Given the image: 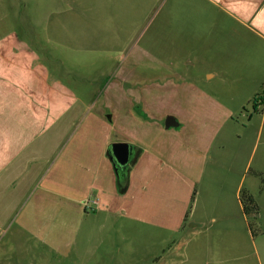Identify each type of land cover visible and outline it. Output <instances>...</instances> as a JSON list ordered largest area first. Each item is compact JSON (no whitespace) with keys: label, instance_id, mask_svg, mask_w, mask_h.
Listing matches in <instances>:
<instances>
[{"label":"rangeland","instance_id":"1","mask_svg":"<svg viewBox=\"0 0 264 264\" xmlns=\"http://www.w3.org/2000/svg\"><path fill=\"white\" fill-rule=\"evenodd\" d=\"M172 3L0 0V43L13 34L16 57H25L27 50L32 65L41 63L40 72L31 67V80L45 74L41 91L56 89L64 96L59 107L46 112L45 107L54 106L51 99L45 103L30 99L25 90L9 112L16 128L5 132L21 134L10 137L26 139L19 155L30 157L18 175L9 176L12 169H0V187H7L0 189V264L74 263L80 234L86 231L85 223L71 213L77 201L74 188L79 192L87 183L86 173L76 170L88 163V156L101 151L99 144L108 135L155 153L157 183L146 180L129 190L122 208L142 221L117 223L101 247L109 256L93 264L169 261V248L190 238V229L170 235L153 225L176 221L183 208L184 224L192 210L200 216L203 194L200 185L191 189L186 184L185 157L198 160L224 152L219 150L224 142L229 148L235 144L241 148L243 143V160L251 156V168L261 161L260 116L253 128L245 129L246 113L232 112L246 103L252 88L243 92V82L221 77L214 28L199 30L214 27L212 20L201 18L198 12L190 14L182 1L174 7ZM170 4L178 10L175 16L168 14ZM9 50L7 55L12 56ZM35 83L32 80L33 87ZM250 100L245 109L255 116ZM168 116L180 128L166 129ZM231 121L239 124L230 123L218 132L212 129ZM37 123H45L44 128L39 129ZM206 143H211L208 150ZM110 171L115 178L112 165ZM8 198H14L13 202H6ZM117 206L115 201L110 203V211L114 213ZM253 218L249 217V225ZM118 249L122 255L114 258L112 253Z\"/></svg>","mask_w":264,"mask_h":264},{"label":"crops","instance_id":"2","mask_svg":"<svg viewBox=\"0 0 264 264\" xmlns=\"http://www.w3.org/2000/svg\"><path fill=\"white\" fill-rule=\"evenodd\" d=\"M176 1H182L183 9L188 12H198V16L208 18L214 23V27L202 26L199 30L207 29L211 32L214 28L216 34L214 48L222 59L221 77L225 80L243 82L241 91L252 88L251 94L249 93L250 98L258 96L264 87V0H173V7ZM172 6L170 4L168 14L175 16L178 10ZM14 39L16 37L12 34V39L7 41L5 39L0 43V169L5 167L6 171L12 169L9 176L18 175L25 170V164L30 157L19 155L28 141L24 138L10 137H20L21 134L18 132H13L11 135L5 132L16 128L10 120L9 113L15 104L14 100L21 101V95L26 90L29 98L33 97L44 103L50 98L54 103L53 108L44 107L46 112H53L59 107L60 99L64 98L56 89L41 91V81L45 82V74L34 75L32 80L36 83L34 87L32 86L31 67L35 68L33 71L40 72L41 63L36 60L40 65H32L31 53L27 50H24L27 53L25 57H16L18 51L14 45L17 40ZM22 48L25 49L20 47V50ZM8 50L12 56L7 55ZM29 98L28 101L31 99ZM248 98L246 103L238 105V108L232 112L246 113L248 124L245 129L253 128L255 118L260 116L259 135L261 136L262 133L264 134V101L253 104L254 116L245 109L250 100ZM260 105H263L262 109ZM230 123L239 124L237 121L224 122L213 126L212 129L218 132ZM43 124L45 123H37L36 126H40V129ZM176 128H180L179 123ZM235 136L236 139L240 138L239 133H235ZM117 142L129 143L140 150V152L136 150V160L129 170L124 193L118 189L117 178H114V173L110 171L112 163L106 155L110 144ZM210 145L206 143L205 150H208ZM227 145L224 142L220 143L219 150L224 152L208 155L207 158L205 156L204 159L194 160L186 157L183 159L187 186H193L191 189H194L200 185L199 191L203 194L200 216L196 217L192 210L185 220L188 224H184L186 210L182 207L183 211H180L176 221H171L167 225L166 222L163 223L165 225L156 222L153 224L166 229L170 235L189 229L192 231L189 239H183L174 246L168 247L169 261L157 258L153 264H264V212H258L257 218H253V223L249 225V216L244 213L240 201L241 192H245L252 196L258 211L264 209V152L261 161L259 160L255 167L251 168V156L246 162L243 160L245 155L243 143L240 144L241 148L236 144L231 148ZM99 148L101 151L97 155L88 156V166L81 164L76 170V173H86L84 176L87 177L85 181L88 184L85 183L79 192L78 187L74 188L77 201L73 207L71 206V213L85 223L86 231L80 234V247L73 253V264H93L92 261L98 258H107L109 252L107 249L102 250L101 247L113 227L120 221L135 223L142 221L139 215H131L122 208L129 190L132 187L138 188L146 180L153 185L157 183L154 172L157 160L155 153H146L130 141L112 139L109 135L103 138ZM33 159L39 158L33 157ZM36 176L37 174L32 177L36 178ZM4 188L7 187H0V189ZM56 188L61 190L60 187ZM91 198L93 201L90 202ZM13 200L14 198H8L6 202ZM114 201L118 205V210L112 213L109 205ZM148 224L153 226L152 223ZM121 255L119 249L112 253L114 258Z\"/></svg>","mask_w":264,"mask_h":264},{"label":"water","instance_id":"3","mask_svg":"<svg viewBox=\"0 0 264 264\" xmlns=\"http://www.w3.org/2000/svg\"><path fill=\"white\" fill-rule=\"evenodd\" d=\"M178 123L173 117H166L164 127L166 129L176 128ZM108 159L112 163L116 176L128 172L129 168L134 164L137 156V151L134 146L129 143L117 142L110 144L107 153Z\"/></svg>","mask_w":264,"mask_h":264},{"label":"trees","instance_id":"4","mask_svg":"<svg viewBox=\"0 0 264 264\" xmlns=\"http://www.w3.org/2000/svg\"><path fill=\"white\" fill-rule=\"evenodd\" d=\"M262 92L264 94V87L262 88ZM261 94H259L255 98H253V100H252L253 104H255L258 101H264V95L261 97ZM135 149L140 152L139 149H137V148H135ZM129 170H130V168H129ZM129 170H128V172L124 173L123 177H122V173H119L118 176H116L118 189L122 193H124L126 190V185L128 183ZM240 201H241L242 206H243V211L247 216H249V217L250 216H254V217L257 216L258 207H257L254 199L252 198V196H250L249 194H246L245 192H241Z\"/></svg>","mask_w":264,"mask_h":264}]
</instances>
